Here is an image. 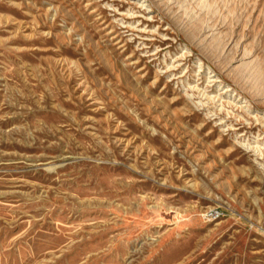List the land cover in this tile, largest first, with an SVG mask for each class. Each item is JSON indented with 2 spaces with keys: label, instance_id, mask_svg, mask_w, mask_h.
Returning <instances> with one entry per match:
<instances>
[{
  "label": "rangeland",
  "instance_id": "1",
  "mask_svg": "<svg viewBox=\"0 0 264 264\" xmlns=\"http://www.w3.org/2000/svg\"><path fill=\"white\" fill-rule=\"evenodd\" d=\"M0 264H264V0H0Z\"/></svg>",
  "mask_w": 264,
  "mask_h": 264
},
{
  "label": "bare ground",
  "instance_id": "2",
  "mask_svg": "<svg viewBox=\"0 0 264 264\" xmlns=\"http://www.w3.org/2000/svg\"><path fill=\"white\" fill-rule=\"evenodd\" d=\"M245 147H247V145L245 146ZM249 148V147H248ZM247 149V148H246ZM250 150V149H249ZM252 150V149H251Z\"/></svg>",
  "mask_w": 264,
  "mask_h": 264
}]
</instances>
